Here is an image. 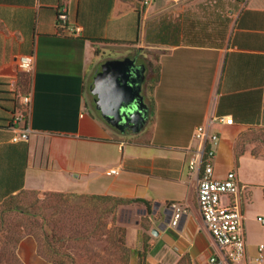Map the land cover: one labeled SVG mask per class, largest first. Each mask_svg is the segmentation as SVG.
Returning a JSON list of instances; mask_svg holds the SVG:
<instances>
[{"label": "crops", "instance_id": "0c3cea01", "mask_svg": "<svg viewBox=\"0 0 264 264\" xmlns=\"http://www.w3.org/2000/svg\"><path fill=\"white\" fill-rule=\"evenodd\" d=\"M63 7L71 23L82 26L80 35L60 32ZM112 43L136 47L139 55L131 57L138 63L157 52L154 109L138 132L108 125L87 102L103 60L115 58L107 56ZM20 55L34 57L32 71L19 69ZM26 94L31 131L14 141L13 113ZM217 116L234 122L209 124ZM200 124L220 135L215 176L235 170L245 186L237 198L247 252L227 264H246L257 194V217L264 212V171L257 178L251 167L260 158L246 152L237 158L235 147L242 129L264 128V0H0V202L22 190L151 200L149 228L142 224L144 204L119 207V213L136 207L133 217L120 220L127 245L139 251L148 242L145 264H208L213 254L228 253L202 217L200 169L189 166ZM175 202L185 209L177 225L171 223ZM16 255L21 264H59L39 252L32 234L21 238Z\"/></svg>", "mask_w": 264, "mask_h": 264}, {"label": "rangeland", "instance_id": "374dc122", "mask_svg": "<svg viewBox=\"0 0 264 264\" xmlns=\"http://www.w3.org/2000/svg\"><path fill=\"white\" fill-rule=\"evenodd\" d=\"M107 46L111 49L107 56L118 59L138 52L133 46L114 43L107 44ZM156 53L150 50L146 58L150 61L153 59L154 66L157 65ZM107 59L113 58L107 57L103 62ZM89 87L86 92L89 108L101 118L102 115L96 108L94 94L91 93ZM144 92L149 100L151 91L147 89ZM108 125L112 126L109 123ZM237 144L240 150L260 158L251 168L258 175L257 178L262 177L264 128L242 129L239 132ZM248 173H251L250 169ZM255 197L254 204L251 206L250 221L247 222L248 235L253 242L249 254L251 263L248 259L246 264H264V256L260 260L256 259L259 254L256 245L264 240V224L256 218V212L261 208L262 201L258 194ZM224 198L228 199L227 196ZM110 207L111 201L109 200H89L83 196L35 190H23L7 198L0 203V264H21L16 255V248L19 240L26 234L36 237L39 252L48 259L47 250H50L49 245H51L57 252L53 253V256L63 264H145L137 256H132L129 249L125 247V224L120 221L121 219L126 220L128 216L133 217L136 207L124 213H119L118 209L117 216L115 215L114 218L112 215L109 216V211L106 213V209ZM144 221H147L145 217ZM49 226L54 227V231H49ZM252 231H256L257 236H254ZM54 233L62 235L61 238L64 241H58L57 236L52 238L51 234ZM242 259L244 257L235 259V261ZM178 264L185 263L179 262Z\"/></svg>", "mask_w": 264, "mask_h": 264}, {"label": "built area", "instance_id": "2783aa9c", "mask_svg": "<svg viewBox=\"0 0 264 264\" xmlns=\"http://www.w3.org/2000/svg\"><path fill=\"white\" fill-rule=\"evenodd\" d=\"M150 0H144L148 3ZM57 25L62 34L80 35L82 26L71 23L66 7L59 10L57 15ZM18 67L22 71L30 72L34 68V57L30 55H20L17 58ZM31 95L21 96L20 103L13 113V123L16 126L14 141L27 139L30 128L28 119L31 108ZM211 122L220 124H233L231 116H217L210 119ZM209 124L196 126L193 133L192 146L193 155L189 161L190 169H200L198 179V204L202 217L209 232L221 249L227 250V256L213 254L208 264H227L229 260L242 258L247 252V237L245 231V214L238 200V195L245 188L240 182L235 170H231L224 178L214 175V160L220 144V135L212 131ZM117 169H110L108 172L116 173ZM228 197L227 200L223 197ZM176 210L171 223L177 225L182 214L185 212L181 203H173ZM257 219L264 224V214L258 215ZM264 244L259 246L257 260L263 258Z\"/></svg>", "mask_w": 264, "mask_h": 264}, {"label": "water", "instance_id": "95a60500", "mask_svg": "<svg viewBox=\"0 0 264 264\" xmlns=\"http://www.w3.org/2000/svg\"><path fill=\"white\" fill-rule=\"evenodd\" d=\"M145 73L144 63H138L137 57L126 56L107 59L94 77L91 91L97 109L122 132L128 129L138 132L147 122L149 107L142 94ZM170 220L171 213H168L164 226Z\"/></svg>", "mask_w": 264, "mask_h": 264}, {"label": "trees", "instance_id": "16d2710c", "mask_svg": "<svg viewBox=\"0 0 264 264\" xmlns=\"http://www.w3.org/2000/svg\"><path fill=\"white\" fill-rule=\"evenodd\" d=\"M138 52H139V50H138ZM138 52L135 53L134 56L139 55ZM137 61H138V58H137ZM141 62H143L145 64V66H146L145 80L143 82V90H142L143 94H144V91L147 90V89H149L151 92L153 91L154 86H155L156 82L159 79L160 67L158 65L154 66L152 61L147 60L146 58L141 59ZM150 71H152V73ZM144 98H145V102L147 103V105L149 107L150 113H152L153 109H154V98L152 96H150V98L148 100L146 94H144ZM235 149H236L237 158L240 157V155H242L244 153L243 150H240L238 148V144L236 145ZM52 193L83 196V197L88 198L89 200L90 199H100L102 201L103 200H109V201H111V207H110V209H106V213L109 211L110 212L109 216L112 215V218H114L115 215L117 216L118 209H119V207L121 205H128V204H135V203L144 204L146 206V208H147V214H146V216H143L142 224L146 228L150 227L149 215L152 214V211H153V209H152L153 206H152L151 200H147V199H144V198H130V197H122V196H113V195H108V194L75 193V192H72V193L52 192ZM14 195H16V194H12V195L8 196L7 198L12 197ZM5 200H3V201H5ZM144 217L147 219L146 222L144 221ZM124 228H125V230H124L125 247H127L129 249L128 251H129V253L132 256H134V257L137 256L140 259V261L142 263H144L145 262V258H146V254H147V250H148V242L147 241L144 242L142 250L138 251V250H134V249L130 248L126 244V242H127L126 241L127 240L126 239V237H127V228L125 226H124ZM49 231H54V227L52 228L51 226H49ZM51 236H52V238H55L57 236L58 241H64V239L61 238L62 235H59V234L57 235V233L51 234ZM49 246H50L49 247L50 250H47V254L49 255V259H51L52 261H54L56 263L63 264L60 260L56 259L53 256V253H57L56 250H54L51 247V245H49ZM181 262H184V260L181 261Z\"/></svg>", "mask_w": 264, "mask_h": 264}]
</instances>
